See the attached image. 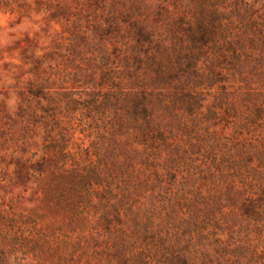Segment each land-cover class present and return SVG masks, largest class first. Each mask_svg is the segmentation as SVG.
<instances>
[{"label": "trees", "instance_id": "1", "mask_svg": "<svg viewBox=\"0 0 264 264\" xmlns=\"http://www.w3.org/2000/svg\"><path fill=\"white\" fill-rule=\"evenodd\" d=\"M152 1L131 9L121 65L89 97L101 140L80 154L66 136L45 147L43 200L60 221L43 236L51 230L62 246L23 239L32 217L0 214V264L21 243L37 261L45 250L57 259L49 264H78L87 234L101 239L106 264L250 263L248 246L219 232L235 210L258 219L264 205V10L247 0ZM184 169L191 192L155 197Z\"/></svg>", "mask_w": 264, "mask_h": 264}, {"label": "rangeland", "instance_id": "2", "mask_svg": "<svg viewBox=\"0 0 264 264\" xmlns=\"http://www.w3.org/2000/svg\"><path fill=\"white\" fill-rule=\"evenodd\" d=\"M247 1L264 10V0ZM150 4L156 8L158 2ZM138 5L137 0H0V214L32 217L34 224L24 229L23 239L44 238L41 245L50 249L62 246L51 230L43 236L49 224L60 220L47 211L43 189L48 173L38 169L51 139L69 140L68 150L79 154L101 140L104 131L98 134L94 128L101 121L95 125L86 107L90 95L101 91L102 73L121 65L125 31L134 20L131 9ZM182 171L167 177L155 197L176 202L191 192L189 173ZM163 206L160 209L167 208ZM261 208L258 219L243 218L235 210L236 218L220 227L221 238L248 246L249 264H264V205ZM87 235L78 264H106L97 255L101 239ZM21 245L11 251L10 264L57 261L45 250L37 261L29 253L34 245Z\"/></svg>", "mask_w": 264, "mask_h": 264}]
</instances>
